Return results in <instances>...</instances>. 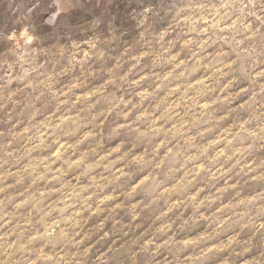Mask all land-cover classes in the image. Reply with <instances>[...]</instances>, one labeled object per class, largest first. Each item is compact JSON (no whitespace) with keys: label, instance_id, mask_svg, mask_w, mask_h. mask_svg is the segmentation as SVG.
Listing matches in <instances>:
<instances>
[{"label":"clouds","instance_id":"1","mask_svg":"<svg viewBox=\"0 0 264 264\" xmlns=\"http://www.w3.org/2000/svg\"><path fill=\"white\" fill-rule=\"evenodd\" d=\"M0 264H264V0H0Z\"/></svg>","mask_w":264,"mask_h":264},{"label":"rangeland","instance_id":"2","mask_svg":"<svg viewBox=\"0 0 264 264\" xmlns=\"http://www.w3.org/2000/svg\"><path fill=\"white\" fill-rule=\"evenodd\" d=\"M162 41L166 39V37H162L161 38ZM85 55H87V53H85ZM182 53L180 52H176L173 50V54L171 55L168 63L172 64V63H175L177 60H179V63L176 64V70L177 71H180L181 67L184 65L185 61L181 58L182 57ZM172 75L171 72L168 73V75H166L164 77L165 81H167L169 79V76ZM181 77H183L185 75L184 72H181L180 73ZM199 75L198 73H193V77H189V79L192 80V83L189 87V89H185L183 91H181V88L179 85H176L173 87V91L174 92H178L181 94V97L184 98V97H187L188 94H189V91L191 89H195L197 88L200 84H201V79H197V78H194L195 76ZM87 99L88 100H91L92 99V96L91 95H87L85 94ZM81 99V96L78 94L76 96V100L79 101ZM180 107V104H179V101H177V104H176V108L179 109ZM202 108L203 107H206V105H202L201 106ZM71 115V113H69V116ZM53 119H55V117H53ZM61 119H65V117H61ZM41 125L43 126L42 127V130L38 133L41 141H43L44 137L48 135V133L52 130V125L51 124H48V125H44V122L41 121ZM23 133L24 134H28V135H31V133H29V130L27 128H24L23 130ZM216 143H220V140L217 139ZM80 145L79 144H73L71 141H69L68 143H65L63 141L59 142L58 146L56 147L55 151H53L51 153V157H52V160L51 162H49L47 160V157H45L39 164L35 165L34 166V170H39V168L41 166H43L44 170H48V168H51L53 170L54 173H59L61 171L60 168L57 167L56 165V161L58 158H62V155H65L69 152H74L76 151V149L79 147ZM119 151V148H115L113 149V152H118ZM221 155H223V153H220ZM111 157V154H106V158H109L110 159ZM102 158H105V157H102ZM20 181L23 182L24 180V177L21 176L20 178ZM10 182V181H9ZM41 196L44 195L43 192L40 193ZM200 195V193H196L192 196V199L195 201L198 196ZM77 196V193L75 191H71L69 193V198H75ZM18 206H21L24 202L23 201H18ZM213 203H216V201H213ZM203 205V201H201V206ZM218 211H220V209H218Z\"/></svg>","mask_w":264,"mask_h":264}]
</instances>
